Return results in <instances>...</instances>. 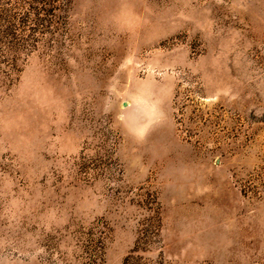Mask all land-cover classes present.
Masks as SVG:
<instances>
[{
  "label": "rangeland",
  "instance_id": "rangeland-1",
  "mask_svg": "<svg viewBox=\"0 0 264 264\" xmlns=\"http://www.w3.org/2000/svg\"><path fill=\"white\" fill-rule=\"evenodd\" d=\"M0 264H264V0H0Z\"/></svg>",
  "mask_w": 264,
  "mask_h": 264
}]
</instances>
